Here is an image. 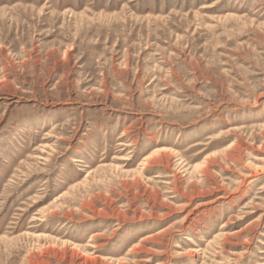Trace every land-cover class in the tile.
I'll list each match as a JSON object with an SVG mask.
<instances>
[{
    "label": "rangeland",
    "instance_id": "374dc122",
    "mask_svg": "<svg viewBox=\"0 0 264 264\" xmlns=\"http://www.w3.org/2000/svg\"><path fill=\"white\" fill-rule=\"evenodd\" d=\"M0 264H264V0H0Z\"/></svg>",
    "mask_w": 264,
    "mask_h": 264
},
{
    "label": "bare ground",
    "instance_id": "6f19581e",
    "mask_svg": "<svg viewBox=\"0 0 264 264\" xmlns=\"http://www.w3.org/2000/svg\"><path fill=\"white\" fill-rule=\"evenodd\" d=\"M75 161L77 160V159H74Z\"/></svg>",
    "mask_w": 264,
    "mask_h": 264
}]
</instances>
